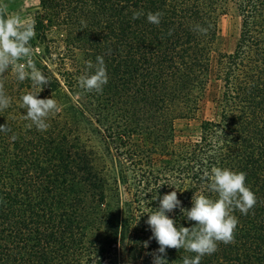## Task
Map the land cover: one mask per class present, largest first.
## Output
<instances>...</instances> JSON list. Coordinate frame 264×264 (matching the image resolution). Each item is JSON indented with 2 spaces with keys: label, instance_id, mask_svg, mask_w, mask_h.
<instances>
[{
  "label": "trees",
  "instance_id": "1",
  "mask_svg": "<svg viewBox=\"0 0 264 264\" xmlns=\"http://www.w3.org/2000/svg\"><path fill=\"white\" fill-rule=\"evenodd\" d=\"M134 11L144 14L133 20ZM149 11L163 13L159 25ZM230 12L240 29L226 54L219 23ZM28 22L33 60L50 79L37 98L61 110L46 131L29 128L20 97L31 81L11 68L0 76L10 98L0 110L9 129L0 131V264H153L159 245L146 221L156 196L175 190L185 209L194 194L216 199L204 178L214 166L245 172L257 203L247 215L233 210L234 243H218L200 264H264V0H37ZM98 55L108 83L85 92L77 78ZM212 86L214 119L177 142L175 122L196 119ZM91 138L113 177L87 148ZM120 182L132 191L123 210ZM166 215L177 228L195 226L179 208ZM184 256L195 253L166 249L163 258Z\"/></svg>",
  "mask_w": 264,
  "mask_h": 264
},
{
  "label": "clouds",
  "instance_id": "2",
  "mask_svg": "<svg viewBox=\"0 0 264 264\" xmlns=\"http://www.w3.org/2000/svg\"><path fill=\"white\" fill-rule=\"evenodd\" d=\"M143 14L142 11H134L132 19H139ZM162 16L160 11H149L147 21L159 25ZM196 30L207 33V29L199 25ZM171 34L172 30H169L168 35ZM35 35L34 22L22 21L20 16L8 12L7 4L0 3V76L11 68L19 82L31 81L33 91L20 97V107L26 109L24 119L31 121L27 125L29 128L35 125L37 130L46 131L50 127L46 122L47 118L50 114L58 113L61 108L53 98H37L43 87L50 84V79L36 67L33 60L30 41ZM85 64V72L77 78L79 87L85 92L102 93L103 87L108 83L103 56L98 55L95 64L90 60ZM92 69L94 73L90 74L89 70ZM9 105L10 98L5 95L3 84H0V110L8 108ZM8 130L6 124L0 125V131ZM204 178L210 180L208 188L217 195L216 199L194 194L192 207L185 209L181 207L175 190L162 197L156 196L155 199H159V208L152 209L147 214L146 221L152 231L150 239H155L159 245V255H154L153 264H168L163 258L166 249H183L195 253L192 258L184 256L182 264H200L203 256L212 255L217 251L218 243H234L238 219L232 214L233 210L238 209L247 215L257 203L255 193L246 186V173L214 166L210 173H204ZM176 208H179L189 221H194L195 226L177 228L175 221L166 215ZM144 246H148L147 241Z\"/></svg>",
  "mask_w": 264,
  "mask_h": 264
},
{
  "label": "rangeland",
  "instance_id": "3",
  "mask_svg": "<svg viewBox=\"0 0 264 264\" xmlns=\"http://www.w3.org/2000/svg\"><path fill=\"white\" fill-rule=\"evenodd\" d=\"M0 3L7 4L8 12L13 15H18L21 17L22 21L28 22L32 17L37 8V0H0ZM220 29V40H219V50L223 53H231L234 49L237 37L239 35L240 29V18L236 16L233 12H230L227 16L223 17L219 23ZM216 87H211V93L208 94L209 98L205 99V101L201 104L200 112L196 119H180L177 120L174 124L175 127V137L177 142L186 141V140H193L198 138L200 134V124L203 120H212L214 119V103L210 99L212 94L216 91ZM83 139H86V136H82ZM99 139L91 138L89 142H86L87 148L93 151L96 157L103 160L104 163H107L108 167L105 169V174L113 177L114 174H117V171H113L111 168L110 159L107 155V152L103 148L102 144H99ZM112 154L114 151L112 150ZM115 159L117 158L115 154L112 156ZM105 159V160H104ZM106 161V162H105ZM116 165L118 163L116 162ZM117 170L119 168L117 167ZM119 174V173H118ZM120 197L119 207L123 210L130 200L132 196V191H129L125 186L122 185L120 182L119 186ZM132 199V198H131ZM135 256V254H134ZM128 261V260H127ZM109 260H106L104 264H109ZM128 264H137L136 261L131 262L128 261ZM112 264H114L112 262Z\"/></svg>",
  "mask_w": 264,
  "mask_h": 264
}]
</instances>
